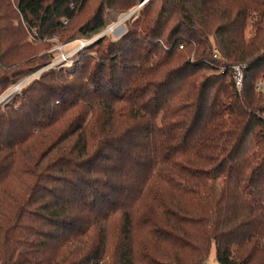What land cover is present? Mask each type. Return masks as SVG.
Returning <instances> with one entry per match:
<instances>
[{
	"label": "trees",
	"instance_id": "16d2710c",
	"mask_svg": "<svg viewBox=\"0 0 264 264\" xmlns=\"http://www.w3.org/2000/svg\"><path fill=\"white\" fill-rule=\"evenodd\" d=\"M133 9L0 104V264H264V0H0V88Z\"/></svg>",
	"mask_w": 264,
	"mask_h": 264
},
{
	"label": "built area",
	"instance_id": "2783aa9c",
	"mask_svg": "<svg viewBox=\"0 0 264 264\" xmlns=\"http://www.w3.org/2000/svg\"><path fill=\"white\" fill-rule=\"evenodd\" d=\"M132 13H127L125 14L124 17L118 19L116 22L111 23L110 25H108L107 27H105L103 30L99 31L97 34H95L94 36H91L89 38H85V39H77L71 42H77V47L69 52H63V47L66 44H59L56 40V37L53 38L54 42H55V47L53 48V51L58 53V57L54 60H52L50 63H48L46 65L47 68H60V67H64V66H71L73 63V57L74 55L82 48H84L85 46L89 45L90 43L94 42L95 40H97L98 38L107 36L111 39H118L120 38L124 33H125V26H124V22L128 19V17L131 15ZM30 38V37H29ZM31 39V38H30ZM45 70V68H44ZM235 73H236V82L237 84H240L241 81V73H240V69L239 67L235 68ZM32 77H27L25 79H23L21 82H17L14 86H12L11 88H9L8 90L5 91L6 95L8 96V98L15 94V93H19L20 90L22 89V87L29 81L31 80Z\"/></svg>",
	"mask_w": 264,
	"mask_h": 264
},
{
	"label": "rangeland",
	"instance_id": "374dc122",
	"mask_svg": "<svg viewBox=\"0 0 264 264\" xmlns=\"http://www.w3.org/2000/svg\"><path fill=\"white\" fill-rule=\"evenodd\" d=\"M10 4L14 7L15 6V0H9ZM90 14V13H89ZM125 15H120L118 17L115 18V21L116 22L118 19L124 17ZM21 21H19L17 18L14 19L12 21V24L14 26H18V24H20ZM113 23V22H112ZM249 26H247V29H246V32L245 34L247 36H249ZM31 40L29 37H27V39L25 40L26 43H32ZM77 42H71L69 44H66L64 47H63V52H69L73 49H75L77 47ZM32 47H34V49L36 50H32L30 54H38L39 56L41 55V53H46L47 51H43L45 50V46H41L40 44H33ZM39 53H38V52ZM58 57V53L55 52V57L53 58L54 60ZM25 63V62H24ZM50 63V62H49ZM48 64V63H47ZM47 64H44V65H41L39 67H36L32 70H30L27 74H25L24 76L20 77L19 79L16 80V82L14 83V85L17 83V82H21L23 79L27 78V77H32L31 80H29L22 88H25L29 83H31L33 80H35L36 78H38L41 74H43L44 72L50 70V68H47L46 65ZM70 66H64L65 69H69ZM238 67L237 65L234 67V71H235V68ZM45 68V70H44ZM236 74V73H235ZM12 85V86H14ZM12 86L10 87H7L6 89L2 90V88H0V104L3 105L7 102H9L13 96L17 95V94H20L21 92L19 93H15L13 95H11L9 98L8 96L6 95L5 91L8 90L9 88H11ZM258 86L259 87H264V79H261L259 82H258ZM258 86L256 85V88H258ZM21 91V90H20ZM207 264H216V261H215V250H214V247L212 246V249L210 250V253H209V256H208V260H207Z\"/></svg>",
	"mask_w": 264,
	"mask_h": 264
},
{
	"label": "water",
	"instance_id": "95a60500",
	"mask_svg": "<svg viewBox=\"0 0 264 264\" xmlns=\"http://www.w3.org/2000/svg\"><path fill=\"white\" fill-rule=\"evenodd\" d=\"M135 10H136V9H133V10H132V11H130V12H131V13H133ZM130 12H129V13H130Z\"/></svg>",
	"mask_w": 264,
	"mask_h": 264
}]
</instances>
